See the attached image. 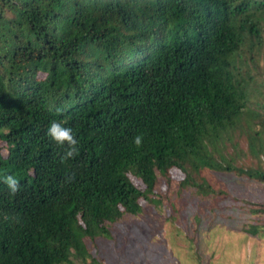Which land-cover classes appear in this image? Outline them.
I'll use <instances>...</instances> for the list:
<instances>
[{
  "label": "trees",
  "instance_id": "1",
  "mask_svg": "<svg viewBox=\"0 0 264 264\" xmlns=\"http://www.w3.org/2000/svg\"><path fill=\"white\" fill-rule=\"evenodd\" d=\"M52 120L73 129L71 158ZM240 137L254 165L219 159ZM263 155L264 0H0V264H96L160 177L264 183Z\"/></svg>",
  "mask_w": 264,
  "mask_h": 264
},
{
  "label": "rangeland",
  "instance_id": "2",
  "mask_svg": "<svg viewBox=\"0 0 264 264\" xmlns=\"http://www.w3.org/2000/svg\"><path fill=\"white\" fill-rule=\"evenodd\" d=\"M236 141L237 146L231 141L217 152L219 159L237 167L254 165L246 139ZM200 174L205 192L178 191L185 177L178 169L170 171L169 180L160 177L154 203L142 202L141 214L124 216L112 238L99 239L91 252L96 264H264V237L244 231L264 225V215L251 212L264 205V183L207 169ZM132 181L145 189L139 179ZM72 264L84 263L73 258Z\"/></svg>",
  "mask_w": 264,
  "mask_h": 264
},
{
  "label": "clouds",
  "instance_id": "3",
  "mask_svg": "<svg viewBox=\"0 0 264 264\" xmlns=\"http://www.w3.org/2000/svg\"><path fill=\"white\" fill-rule=\"evenodd\" d=\"M46 135L57 145L66 146L64 157L71 158L77 151L76 145L78 143L73 129L66 126L63 121L52 120L49 122ZM133 143L137 146L141 144V136L133 137ZM3 183L7 186L10 194H15L19 188L18 179L14 175H6L3 178Z\"/></svg>",
  "mask_w": 264,
  "mask_h": 264
}]
</instances>
